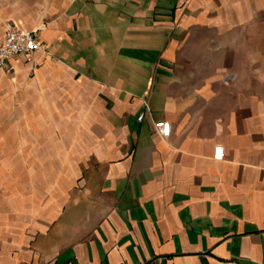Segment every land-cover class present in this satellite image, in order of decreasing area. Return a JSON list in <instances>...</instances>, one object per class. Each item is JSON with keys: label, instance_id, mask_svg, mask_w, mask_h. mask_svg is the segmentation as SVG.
<instances>
[{"label": "crops", "instance_id": "0c3cea01", "mask_svg": "<svg viewBox=\"0 0 264 264\" xmlns=\"http://www.w3.org/2000/svg\"><path fill=\"white\" fill-rule=\"evenodd\" d=\"M5 23L45 50L0 69V264H264V0H0Z\"/></svg>", "mask_w": 264, "mask_h": 264}, {"label": "built area", "instance_id": "2783aa9c", "mask_svg": "<svg viewBox=\"0 0 264 264\" xmlns=\"http://www.w3.org/2000/svg\"><path fill=\"white\" fill-rule=\"evenodd\" d=\"M44 46L40 45L35 37V32H27L18 29L11 23H5L4 34L0 43V69L11 73L13 66L11 61L18 55H28L44 51ZM234 76L224 79V83H229ZM142 116H138L137 122H140ZM153 130L161 138H167L170 133L169 124L166 122H157L153 125ZM214 159L222 158V151L219 147L213 151Z\"/></svg>", "mask_w": 264, "mask_h": 264}, {"label": "rangeland", "instance_id": "374dc122", "mask_svg": "<svg viewBox=\"0 0 264 264\" xmlns=\"http://www.w3.org/2000/svg\"><path fill=\"white\" fill-rule=\"evenodd\" d=\"M229 76H234V79H235V75H233V74L229 75V74H228V75H225V76L223 77V82H224V79L227 78V77H229ZM234 79H233V80H234ZM233 80H232V81H233Z\"/></svg>", "mask_w": 264, "mask_h": 264}]
</instances>
